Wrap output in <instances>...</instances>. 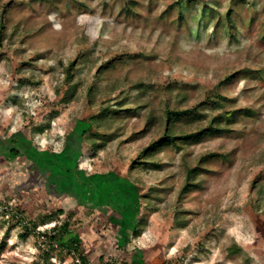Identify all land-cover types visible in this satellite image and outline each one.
<instances>
[{"label":"rangeland","instance_id":"374dc122","mask_svg":"<svg viewBox=\"0 0 264 264\" xmlns=\"http://www.w3.org/2000/svg\"><path fill=\"white\" fill-rule=\"evenodd\" d=\"M175 1L0 0V264L37 262L39 238L9 216L19 209L26 222L72 214L62 242L76 239L89 264H264V0H183L181 20ZM73 60L78 93L60 104L55 90ZM108 61L90 106L86 88ZM232 73L219 88L224 109L236 111L227 131L165 148L158 169L131 168L158 136L166 103L180 92L181 107L195 105L199 119L176 125L202 128L216 113L207 90ZM104 86L136 94L126 107L140 109L92 127L86 141L80 135L107 98ZM148 113L154 123L144 130ZM36 125L42 135H33ZM93 131L111 134L95 151ZM210 152L222 157L206 159L199 187L180 194L186 168ZM51 261L75 263L65 251Z\"/></svg>","mask_w":264,"mask_h":264},{"label":"trees","instance_id":"16d2710c","mask_svg":"<svg viewBox=\"0 0 264 264\" xmlns=\"http://www.w3.org/2000/svg\"><path fill=\"white\" fill-rule=\"evenodd\" d=\"M183 0H177L175 1L174 5L178 9V19L181 20L183 18ZM187 2H190L189 0ZM126 12L131 11L129 5L124 7ZM7 11V8H2L0 12V20L3 19L5 13ZM130 13V12H129ZM226 22L228 23V27H231L230 24V16L226 17ZM4 25L0 22V45L2 44V40L4 38ZM112 63L111 61L106 62V65H100L96 69L95 73L92 76V82L87 86L85 91V99L86 103L90 106H93L96 104L97 95L99 93V86L97 84V80L99 78L100 73H102L103 70L106 69V67L110 66ZM63 90L56 89L55 93L59 97L58 103L60 104H68L70 103L74 96L78 93L77 88L78 85L76 83H73L74 74L76 72V64L75 60L68 62L63 67ZM237 73V72H236ZM236 73L229 74L222 79L218 81L217 84H215L213 87L207 90L206 93V100L212 101L211 108L213 111H216L213 115H211V118L209 119L208 123L202 127V128H196L193 131L185 130L181 127H178L176 123L182 119L186 118V121L191 123V121H196L199 119V116L195 114L196 111L199 110L198 107L192 106L187 108L181 107V102L184 99V96L178 92L177 97L174 101V106H170L169 103H166L163 107L162 114L159 118V124H160V132L158 136L149 142L145 147H143L136 160L132 163L131 168H134L136 166H142L144 168H152V169H158L161 167L159 162L156 160L155 156L164 150L167 147L170 146H177L178 143H184V144H190V143H196L200 140L213 135H219L227 131V127L231 124V121L233 120L234 114L236 111L234 110H226L224 109V100L225 97L220 93L219 88L225 84H227L233 76ZM102 91L107 96L106 99L100 100L99 102V113L96 115H91L88 118V128L86 132H83L81 136L85 138L86 141H90L91 139L88 136V132L91 131V128H97L100 127L99 124L102 123L103 126H109V122H111V119L114 117H119L122 114H128V113H137L140 109L139 106H136L132 104L131 107H126L132 97H137L136 94L132 95L131 91H120L117 96H113V87L104 86L101 88ZM135 89V88H134ZM164 89H169L168 87H165ZM113 96L114 98H112ZM10 100L14 104H18L19 102L16 100V98L11 97ZM223 101V102H222ZM201 105V104H200ZM199 106V105H197ZM218 111V112H217ZM247 113H250V109H245ZM53 114H57L56 111L53 112ZM190 119V120H189ZM154 123V117L151 114H147L144 121V130H148L152 127ZM47 128L48 126L45 125ZM45 128L42 125H36L33 126L32 132L33 135H42L45 132ZM96 136H100L99 143L95 141H91L92 145L91 148L95 151L96 149H99L104 146V144L108 141L107 139L111 137V134L107 132H92ZM11 154H19L16 150H11ZM217 157H222L219 153H206L204 154L198 161L196 166H189L186 168V175H185V182L183 188H181L180 194L186 193L189 189L192 188H198L199 183L194 182L196 177V172L201 169V165L206 159H213ZM255 182L251 184V189H254ZM17 209V208H16ZM10 217H12V220L16 219V222L19 226L23 228L25 233H30L32 235H37L36 229L40 226H43L44 224L54 222L55 225L50 231H45L43 233L44 241L42 243L39 242L38 246V255L36 257L37 262L33 264H52L51 261L54 258H58L59 255L65 251L69 254L71 259L75 258L80 261V264H89L87 257L84 255V252L81 250V246L78 243V241L74 238H71L70 243H68L67 247H64V244L62 242V238L66 235L70 237V233L73 232V225L74 222L71 215H66L64 213L63 209H57L56 211H49L42 215H39L34 220L29 221H23V211L16 210L14 213L9 214ZM64 217L65 221L61 223L60 217ZM21 218V219H20ZM142 231V227L135 226L134 230L132 232V235L137 238L140 236ZM40 241V240H39ZM57 244V248H54V245ZM233 252H239L240 249L234 245L233 246ZM178 264H183L181 259H178ZM75 264V263H74ZM100 264H132L129 263L128 260L121 259V260H112L110 263H103L102 259H100Z\"/></svg>","mask_w":264,"mask_h":264},{"label":"built area","instance_id":"2783aa9c","mask_svg":"<svg viewBox=\"0 0 264 264\" xmlns=\"http://www.w3.org/2000/svg\"><path fill=\"white\" fill-rule=\"evenodd\" d=\"M50 225L51 226L48 227V225L45 224V226H47V227L44 226V228H41L42 226H40V228L38 229L37 234L39 233L38 237H39L40 243H42V241H44L43 233L45 231H50L54 227L55 223L51 222ZM54 248H57V244L54 245ZM72 260L75 262V264H80V261L78 259L73 258Z\"/></svg>","mask_w":264,"mask_h":264}]
</instances>
